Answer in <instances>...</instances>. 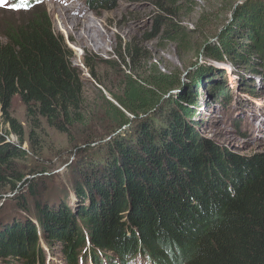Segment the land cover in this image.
Here are the masks:
<instances>
[{
	"label": "trees",
	"instance_id": "obj_1",
	"mask_svg": "<svg viewBox=\"0 0 264 264\" xmlns=\"http://www.w3.org/2000/svg\"><path fill=\"white\" fill-rule=\"evenodd\" d=\"M237 12L208 57L254 65L264 76V0H244ZM72 58L47 14L8 26L0 37V200L16 193L18 208L28 212L26 195L37 197V178L25 181L17 167L31 152L23 144L33 150L37 133L26 139L12 112L16 97L34 123L43 119L66 135L80 131V145L92 150L74 170L77 208L38 201V228L28 219L0 221V259L45 264L43 240L48 248L62 245L67 264H78L81 255L103 264L99 252L121 263L140 254L155 264H264V153L232 160L196 132L201 81L217 70L198 68L187 88L170 99L165 96L176 87L175 76L147 82L126 73L122 95L112 94L117 104L108 100L106 115L89 120L83 72ZM85 66L96 78L94 64ZM217 73L220 81L209 86L224 95L225 74ZM153 87L165 95L155 101ZM101 120L117 124L118 132L91 148L105 139L96 136L104 130L97 128ZM10 133L20 145L9 141Z\"/></svg>",
	"mask_w": 264,
	"mask_h": 264
},
{
	"label": "rangeland",
	"instance_id": "obj_2",
	"mask_svg": "<svg viewBox=\"0 0 264 264\" xmlns=\"http://www.w3.org/2000/svg\"><path fill=\"white\" fill-rule=\"evenodd\" d=\"M42 1L19 10H15V6L20 4L12 1L0 6V37L8 26H18L39 13L47 14L55 32L65 38L72 50L74 66L83 72L84 107L89 120L106 115L108 100L117 104L112 94L122 95L126 73L136 74L147 82L162 76H175L176 81L181 77L182 81L186 80L185 90L191 73L203 66H211L217 71L213 77H203L195 109L194 122L200 140L232 160L246 161L264 153V76L261 70L256 71L254 65L247 67L231 60L218 61L206 57L203 52L205 43L218 45L217 35L244 0ZM24 2L28 4L27 0ZM63 15L70 17V21L76 19L77 26L65 25ZM173 27L179 33H172ZM83 33L94 36L96 40L81 39ZM175 36L177 39L180 36L183 41L173 40ZM85 61L94 64L96 78L92 77ZM219 71L225 74L227 81L224 95L209 86L220 81ZM153 88L157 91L155 101L165 95L157 87ZM12 112L25 126L26 139L29 140L31 131L37 133V140L32 143L33 150L28 143L23 144V149L31 152L17 165L19 171L25 173V181L37 178V197L26 195L29 211L23 212L18 208L16 193L4 195L0 200V221L8 223L13 219H28L34 221L38 228V201L52 206L66 202L71 209L77 208L79 199L74 186V170L86 156L89 158L92 150L80 145L84 139L78 137L82 135L80 131L66 135L48 127L43 119L34 123L27 118L26 106L19 97L13 101ZM97 128L104 130L96 136L105 139L91 144L95 149L118 132L117 124L109 120H101ZM9 141L20 145L19 137L13 133H10ZM75 145L83 150L76 149ZM23 187L24 184L20 188ZM40 242L47 255L45 264H67L62 245L48 248L43 240ZM100 254L104 255L103 252ZM107 255L114 256L111 253ZM17 261L9 264L25 263V260ZM140 263L136 258L131 264ZM0 264L5 262L0 259ZM79 264L90 263L81 258Z\"/></svg>",
	"mask_w": 264,
	"mask_h": 264
},
{
	"label": "clouds",
	"instance_id": "obj_3",
	"mask_svg": "<svg viewBox=\"0 0 264 264\" xmlns=\"http://www.w3.org/2000/svg\"><path fill=\"white\" fill-rule=\"evenodd\" d=\"M8 1H12L14 4H21L22 3V0H8ZM49 1L50 2H54L56 0H49ZM27 2H28V5L30 4V6H35V5H38V4L42 3L43 1L42 0H27ZM100 253L101 252H99V254ZM83 256H85V255H83ZM109 256H111V255H109ZM109 256H107V254H105V253H104V255L100 254L99 258L101 260V263L106 264V262L109 261L108 258H111L113 261L117 262L116 264H129V263L131 264L132 262H134V260L136 258H139L140 261H141L140 264H155L152 261H150V258L148 256H143V255H140V254H137V255L133 256V258L132 257L129 258L127 261H125V263H121L118 258L115 259L112 256L111 257H109ZM81 258H82V255L79 257V261L81 260ZM87 260H89V262H91V264H94V261H93V259L91 257H89V256L86 257V261Z\"/></svg>",
	"mask_w": 264,
	"mask_h": 264
},
{
	"label": "water",
	"instance_id": "obj_4",
	"mask_svg": "<svg viewBox=\"0 0 264 264\" xmlns=\"http://www.w3.org/2000/svg\"><path fill=\"white\" fill-rule=\"evenodd\" d=\"M238 11V9H236L235 11H233L232 13H231V17H230V19H229V21H228V23H227V25H226V27H224L223 29H222V31L217 35V37L216 38H218L219 39V37L221 36V34L226 30V29H228L233 23H234V21H235V19H236V17H237V12ZM215 44H211V43H205V47H204V49H203V52H204V54H205V56L206 57H208V51H209V48H211V47H215L214 46ZM199 66V65H198ZM194 74V72L193 73H191L189 76H190V78H191V76ZM189 78V77H188ZM190 78H189V80H190ZM178 82H177V85H176V87L173 89V90H171V91H169V93L165 96V99H170V98H172V97H175L178 93H180V92H182L183 91V89H184V87H185V81H182L181 80V77L180 78H178V80H177Z\"/></svg>",
	"mask_w": 264,
	"mask_h": 264
},
{
	"label": "bare ground",
	"instance_id": "obj_5",
	"mask_svg": "<svg viewBox=\"0 0 264 264\" xmlns=\"http://www.w3.org/2000/svg\"><path fill=\"white\" fill-rule=\"evenodd\" d=\"M68 15V14H67ZM71 16V15H69ZM70 17L63 15L62 21L64 22L65 25H69V26H73L74 28L77 26H75V24H77V20L76 19H72L71 21L69 20ZM76 30V29H75ZM81 36H83L81 39H86L89 38L92 41H95L96 39L94 38V36L88 35L87 33H83L81 34ZM80 39V38H79ZM89 42V41H88Z\"/></svg>",
	"mask_w": 264,
	"mask_h": 264
},
{
	"label": "snow or ice",
	"instance_id": "obj_6",
	"mask_svg": "<svg viewBox=\"0 0 264 264\" xmlns=\"http://www.w3.org/2000/svg\"><path fill=\"white\" fill-rule=\"evenodd\" d=\"M7 0H0V6H6ZM21 7L27 9L28 4L22 0V3L20 5L15 6V10H19Z\"/></svg>",
	"mask_w": 264,
	"mask_h": 264
}]
</instances>
